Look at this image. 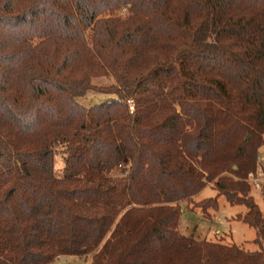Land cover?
Returning a JSON list of instances; mask_svg holds the SVG:
<instances>
[{
  "label": "trees",
  "instance_id": "trees-1",
  "mask_svg": "<svg viewBox=\"0 0 264 264\" xmlns=\"http://www.w3.org/2000/svg\"><path fill=\"white\" fill-rule=\"evenodd\" d=\"M263 144L264 0H0V264H264ZM209 183L258 250L179 232Z\"/></svg>",
  "mask_w": 264,
  "mask_h": 264
},
{
  "label": "rangeland",
  "instance_id": "rangeland-1",
  "mask_svg": "<svg viewBox=\"0 0 264 264\" xmlns=\"http://www.w3.org/2000/svg\"><path fill=\"white\" fill-rule=\"evenodd\" d=\"M109 82V79L97 81L101 85H107ZM110 98H112V95L88 92L78 100L83 105L90 106ZM123 167L124 165L114 169L112 175H122ZM54 168L57 175L62 173L63 160L59 151L55 153ZM255 181L260 184V188L257 187ZM248 182L250 184V195L264 216V144L258 149L257 168L249 176ZM215 195L216 190L213 188L212 183H209L191 201L179 202L181 206V216L178 225L179 232L187 236H192L197 240L235 244L249 252L258 250V244L254 242L256 230L236 218L238 214L246 211L245 206L230 205L222 195L217 197L218 208L216 210L209 207L203 212L200 207L195 206V203H198L202 199L214 197ZM90 262V255L82 257L61 255L55 258L50 264H90Z\"/></svg>",
  "mask_w": 264,
  "mask_h": 264
},
{
  "label": "built area",
  "instance_id": "built-area-1",
  "mask_svg": "<svg viewBox=\"0 0 264 264\" xmlns=\"http://www.w3.org/2000/svg\"><path fill=\"white\" fill-rule=\"evenodd\" d=\"M129 103H130V108H131V110H132V109H133V104L131 103V101H129ZM252 174H253V173H251L250 176H251ZM255 184L257 185V187L260 188V184H259L258 182L255 181Z\"/></svg>",
  "mask_w": 264,
  "mask_h": 264
}]
</instances>
